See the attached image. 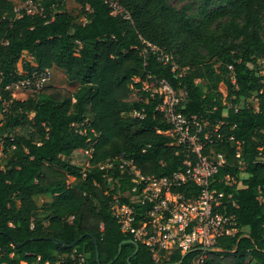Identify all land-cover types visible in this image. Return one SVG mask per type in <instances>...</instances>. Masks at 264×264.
<instances>
[{
    "label": "trees",
    "instance_id": "16d2710c",
    "mask_svg": "<svg viewBox=\"0 0 264 264\" xmlns=\"http://www.w3.org/2000/svg\"><path fill=\"white\" fill-rule=\"evenodd\" d=\"M31 1L37 11L23 7L12 18L11 0H0V264H193L198 248L158 262L122 230L112 203L132 188L131 175L118 163L99 167L123 156L144 175L186 168L190 150L165 133L173 125L153 91L162 80L184 92L179 113L208 122L204 153L227 157L212 187L232 195L228 210L241 230L219 237L208 262L264 264V0H119L130 19L106 0H73L79 15L66 0ZM53 67L74 91L46 85L13 96L11 84L41 73L50 80ZM254 93L256 106L247 101ZM228 175L237 183L227 185ZM173 190L189 197L200 189ZM38 195L53 200L41 208ZM145 209L135 205L134 226Z\"/></svg>",
    "mask_w": 264,
    "mask_h": 264
},
{
    "label": "built area",
    "instance_id": "2783aa9c",
    "mask_svg": "<svg viewBox=\"0 0 264 264\" xmlns=\"http://www.w3.org/2000/svg\"><path fill=\"white\" fill-rule=\"evenodd\" d=\"M106 2L112 7L113 14H123L125 18H131L119 0ZM33 6L35 9L32 11ZM24 8L30 13L37 11L36 4L31 0L29 6ZM151 50L157 51L158 48L151 46ZM159 58L164 63L169 61V57L163 53ZM47 80V73L34 74L14 82L9 89L35 94L45 86ZM153 91L164 96L158 109L173 125L165 133L174 134L177 137L175 143H182L190 150L184 160L186 168L172 176L144 175L133 160L123 156L107 159L99 165L100 169H113L118 163L122 173L131 175L133 183L130 190L114 195L112 212L121 223L122 230L132 232L136 240L149 246L158 262L163 261L164 252L167 256L174 250L186 252L198 248L201 253L193 259V264H213L208 262L209 250H213L216 240L221 236L235 235L241 230L235 214L228 210L232 195L212 187L219 169L227 163L226 154L214 149L204 153L205 146L212 142L211 132L207 130L208 122H202L196 116L188 118L179 113L177 106L184 99L178 97V91L168 82L160 81L158 88ZM214 130L218 132L217 127ZM202 132L203 136L200 135ZM218 136L220 137L219 134ZM231 139L234 140V137ZM235 144L239 168L243 170L245 163L242 159L241 141L236 140ZM224 182L231 186L237 183V179L228 175ZM188 183L198 187V193L188 197L173 190ZM121 197L130 199V202L122 203ZM136 204L146 206V209L140 217V223L134 226ZM232 205L237 206L235 202Z\"/></svg>",
    "mask_w": 264,
    "mask_h": 264
},
{
    "label": "rangeland",
    "instance_id": "374dc122",
    "mask_svg": "<svg viewBox=\"0 0 264 264\" xmlns=\"http://www.w3.org/2000/svg\"><path fill=\"white\" fill-rule=\"evenodd\" d=\"M172 2L175 6L181 7L187 2V0H173ZM26 6H29V0H11V8H10L9 13H8L9 16L12 18L17 17L19 15V10L23 7H26ZM66 6H67V9L69 11H72L77 15L80 14V10H81L80 5H78L73 0H66ZM34 9H35V6H33L31 8L32 11ZM54 72L55 73L51 79L50 84H52L53 86L67 87L72 91L75 90V87H73L69 83L68 75L63 69H59L58 67H56ZM199 83H202V82L199 81ZM11 91H12L13 96H15L16 98H20V99L27 98L29 95H31L30 93H26V92H22V91H14L13 89H11ZM178 97L184 99L185 98L184 92L178 91ZM257 99H258L257 93H254L252 97L247 99V101L250 102L251 104H253L254 106H256L257 105ZM1 118H2V116L0 115V120H1ZM112 186H113V183L111 184V187ZM120 194H122V192L118 193V195H120ZM35 198H36V202L38 203V205L41 208H43L44 206H48L53 200V197L50 195H38Z\"/></svg>",
    "mask_w": 264,
    "mask_h": 264
},
{
    "label": "crops",
    "instance_id": "0c3cea01",
    "mask_svg": "<svg viewBox=\"0 0 264 264\" xmlns=\"http://www.w3.org/2000/svg\"><path fill=\"white\" fill-rule=\"evenodd\" d=\"M55 68H56V67H53V68L50 70V76H51V79H52V77H53V75H54V73H55V72H54ZM51 79H50V80H47L45 86H46V85H52V84H50ZM22 92H26V91H22ZM26 93H28V92H26ZM19 99H20V98H19ZM23 99H25V98H23Z\"/></svg>",
    "mask_w": 264,
    "mask_h": 264
},
{
    "label": "water",
    "instance_id": "95a60500",
    "mask_svg": "<svg viewBox=\"0 0 264 264\" xmlns=\"http://www.w3.org/2000/svg\"><path fill=\"white\" fill-rule=\"evenodd\" d=\"M79 240V238L78 239H76L72 244H70V246H74L75 244H76V242ZM60 243L62 244V242L60 241ZM96 253H97V257H98V254H99V252H98V248L96 247ZM179 263H181V262H178V263H174V264H179Z\"/></svg>",
    "mask_w": 264,
    "mask_h": 264
}]
</instances>
